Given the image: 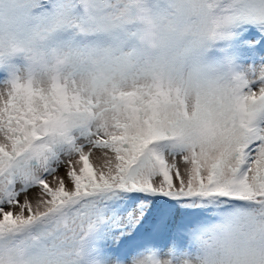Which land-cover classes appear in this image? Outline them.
I'll list each match as a JSON object with an SVG mask.
<instances>
[{
  "label": "snow or ice",
  "instance_id": "obj_1",
  "mask_svg": "<svg viewBox=\"0 0 264 264\" xmlns=\"http://www.w3.org/2000/svg\"><path fill=\"white\" fill-rule=\"evenodd\" d=\"M165 2L21 0L66 70L0 54V264H264V0Z\"/></svg>",
  "mask_w": 264,
  "mask_h": 264
},
{
  "label": "clouds",
  "instance_id": "obj_2",
  "mask_svg": "<svg viewBox=\"0 0 264 264\" xmlns=\"http://www.w3.org/2000/svg\"><path fill=\"white\" fill-rule=\"evenodd\" d=\"M161 5L166 6L165 0H161ZM225 7H230V0H225ZM21 7V0H14L11 3H5L3 10L0 11V33L3 35V43L0 45V54H2L6 63H10L15 72L19 75L32 80L47 79L49 77L55 78L61 75L66 70V65L53 56H46L42 53L26 50V45L19 38V29L21 26V15L19 9ZM203 26L198 24L197 28ZM196 32H193L195 36ZM222 43V38L219 33L216 34V43L213 47L217 48ZM142 45L149 48L154 54H160L163 57L164 52L159 45V33L154 29L146 31L142 41ZM218 59L209 55V61ZM197 134L201 138L210 139L212 137L213 129L211 125H201L197 130ZM196 248L201 247V243L208 244V241L200 243L193 241ZM195 256V253H190ZM166 259V258H162ZM23 264V259L17 262ZM81 264H92L86 257H82ZM137 264L139 261L137 259ZM189 264H195V261H189Z\"/></svg>",
  "mask_w": 264,
  "mask_h": 264
},
{
  "label": "rangeland",
  "instance_id": "obj_3",
  "mask_svg": "<svg viewBox=\"0 0 264 264\" xmlns=\"http://www.w3.org/2000/svg\"><path fill=\"white\" fill-rule=\"evenodd\" d=\"M6 72L0 70V81H3L6 79ZM152 243L155 244V246L159 247L162 253H166L169 246H170V241L167 238H160L158 240L153 241ZM181 251H185V249H181ZM187 251L191 252L193 251L192 249H187Z\"/></svg>",
  "mask_w": 264,
  "mask_h": 264
}]
</instances>
